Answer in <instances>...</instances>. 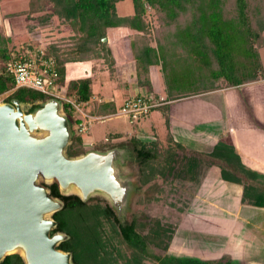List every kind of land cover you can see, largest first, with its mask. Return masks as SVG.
<instances>
[{
	"label": "trees",
	"instance_id": "trees-1",
	"mask_svg": "<svg viewBox=\"0 0 264 264\" xmlns=\"http://www.w3.org/2000/svg\"><path fill=\"white\" fill-rule=\"evenodd\" d=\"M126 1L130 3L131 13L119 15L118 6ZM148 13L154 22L147 21ZM3 17L23 19L29 36V45L16 49L12 38L0 26V96L6 95V103L30 104L27 112H32L39 107L36 102L48 98L35 91L15 89L4 70L7 62L43 45V58L54 63L58 90L66 97L76 96L78 102L86 103L85 109L92 97L94 76L68 79V66L92 63V71L101 66L113 75L114 59L108 43L102 40L107 38L109 29H127L131 32L129 46L137 88H145L147 93L159 97L152 91V67L159 68L164 86V102L152 110L161 115L165 130L162 136L148 141L132 136L127 140L138 162L140 188L146 185L155 191L160 187L158 181L172 183L178 175L192 182L198 170L215 166L222 181L241 186L242 204L264 208V174L245 168L233 148L221 140L211 153L186 152L170 135L166 105L264 78L260 59L264 47V0H27L23 10ZM55 20L60 30L67 29L70 34L43 43L41 28ZM63 111L74 133L67 154L77 156L88 149L94 150L77 134L81 122L78 114L67 104H63ZM88 111L93 116L100 114L95 104L89 103ZM117 112L114 109L105 115ZM107 136L103 145L109 138L118 142L123 135ZM179 154L184 158L178 162ZM176 167L178 172L174 174ZM49 190L52 197L63 203L61 211L53 216L57 226L52 233L67 236L58 249L71 253L73 264H143L145 260L158 264H232L228 254L211 260L160 257L156 250L165 252L173 240L175 229L171 226L148 219L149 224L142 223L148 229L142 235L138 230V221L146 217L142 212L136 211L129 221L121 223L118 215L98 199L82 202L76 196L63 197L56 185H51ZM107 227L113 231L110 237H105ZM0 264H23V261L18 255H11Z\"/></svg>",
	"mask_w": 264,
	"mask_h": 264
},
{
	"label": "water",
	"instance_id": "water-1",
	"mask_svg": "<svg viewBox=\"0 0 264 264\" xmlns=\"http://www.w3.org/2000/svg\"><path fill=\"white\" fill-rule=\"evenodd\" d=\"M36 104L27 112L18 102L0 103V263L18 255L23 264H73L71 253L58 249L67 236L52 233L63 203L49 187L82 202L101 198L117 215L131 184L120 173L117 150L69 156L74 133L63 106L49 98Z\"/></svg>",
	"mask_w": 264,
	"mask_h": 264
},
{
	"label": "crops",
	"instance_id": "crops-1",
	"mask_svg": "<svg viewBox=\"0 0 264 264\" xmlns=\"http://www.w3.org/2000/svg\"><path fill=\"white\" fill-rule=\"evenodd\" d=\"M4 1L6 0H3L0 5ZM1 18L0 16V20ZM130 34V31L123 28L109 29L107 32L106 42L114 59L115 72L113 75H109L106 68H102L101 66L97 71H92V63L72 64L68 66V79L92 75L94 76L93 86L96 83L100 85L97 91L92 86V97L88 102V106L84 109L91 117L103 118L116 116L105 114L114 109L118 111L126 98L136 96L138 93L151 95V92L147 93L145 88L143 90L137 88L135 67L129 46ZM115 35H122L126 38V52L130 53V57L128 53L127 56L120 54L118 51L120 46L116 44L111 46L110 40L114 39L112 36ZM80 69L81 73H78ZM100 76L107 81H117L119 86L125 90L120 95V102H116L112 93L116 88L111 89L109 92L106 91V88L103 89L102 80L98 82ZM150 80L153 93H157L163 97L164 86L158 67H152L150 69ZM125 82L127 85H125ZM89 103L91 105L95 104L97 111L100 112L98 116L89 114ZM166 105L169 106L170 135L176 143L183 146L186 152L211 153L216 143L221 140L226 144H230L239 157V162L245 168L256 173L264 174V152L262 151L264 147V78L255 83L236 88L223 89L206 95L167 102ZM160 118V113L152 111L145 117L134 122L133 129H130V132H126V135L140 137L146 141L153 139V137H160L165 131L162 122H160L162 118ZM110 133L118 132L114 131ZM86 136H88L87 138H89L92 144L95 142L91 137L90 127ZM190 156L186 154V157ZM215 171H217L216 174ZM187 183L189 185L191 183L193 185L198 184L197 187L200 192L202 187L206 192L212 189L220 194L221 197L213 201L217 205L215 208L218 210L216 215L210 216L208 213L191 212L190 209L183 214L181 219L182 224L180 223L179 228H181L180 230L183 232L182 235L185 238L176 237V243L178 245L177 252L183 253L185 248L183 246L186 243L190 241L197 242L199 233L206 231V229L208 232L211 231L210 226H216L221 230L228 229L229 233L228 236H219L210 233L211 237L209 236L207 245L211 247L202 251L207 255V259L203 260L218 259L226 251L233 258L230 248L227 249V246H229L228 239L230 238V233H233L238 225H243V228L245 227L248 232H252L248 230V227L252 225L257 232L260 230L263 233L262 236H264V228L260 225V221H264V208L242 204L241 186L222 181L217 167L207 166L203 170H198L196 178L192 182ZM214 236L218 237L216 241L213 239L215 238ZM256 238L259 244L264 247V237L261 239L257 234ZM198 253L201 252L198 251ZM215 253H218V255H214Z\"/></svg>",
	"mask_w": 264,
	"mask_h": 264
},
{
	"label": "rangeland",
	"instance_id": "rangeland-1",
	"mask_svg": "<svg viewBox=\"0 0 264 264\" xmlns=\"http://www.w3.org/2000/svg\"><path fill=\"white\" fill-rule=\"evenodd\" d=\"M26 3L27 0H6L4 1V3L0 5V16L2 17L0 20L1 21L0 26H3L6 35L12 38L16 49H20L21 47L26 46L28 44L29 36L27 35L25 22L21 18L6 19L3 16L8 14L10 15L23 10L26 6ZM147 10L149 11L148 6H147ZM118 13L119 15H128L131 13L129 1H126L125 3L118 6ZM56 21L57 20H55V22L51 24L49 23L48 24L49 26L47 27L41 28L40 31H43L41 32L42 35L41 41L43 43H47V41L50 42L56 41L55 39H59L60 37L66 38L67 37L66 35L70 34V32L67 29L62 28L60 30L59 29L60 27L57 26ZM147 21L154 22V19L151 17V14L147 15ZM122 35L112 36L114 39L110 40L111 46L114 44L120 46L118 49L120 54L121 55L125 54L127 56L128 53V56L130 57V53L126 52L127 49L126 47L127 42L125 40L126 38ZM66 44H68V42H66ZM41 47L44 46L42 45ZM260 59L264 67V47L260 50ZM78 73H81V69ZM101 76L98 78V82L102 80V85L104 86L103 89L106 88V91L109 92L111 89L116 88L114 91H112V93L114 98L116 99V102H120L121 99L120 95L125 90L119 86L117 81H112V82L107 81ZM125 85H127L126 82ZM93 87L94 90L97 91L100 85L99 83H96V85L94 84ZM5 96L6 95L0 96V103L5 102L4 101ZM23 105L26 108L30 106V104H23ZM117 114H115L116 116L113 117H103L92 121V123L90 124V132H91V137L94 139L93 141H95L93 143L94 144L93 147L95 148L94 150L115 149L122 151V156H124L123 157L124 160L120 162L119 169L121 175L125 177V179L131 184L132 195L127 205L121 210L120 213H117L120 222L124 223L129 221L131 216L134 215L136 211L142 212L146 216L145 219H140L138 221V223L140 224L138 230L142 235L146 234L148 230L147 227H142V223L147 224L149 221L148 219L151 220L157 219L162 225L171 226L172 229L173 228L175 229L173 240L171 241L168 249L165 252L162 250L161 251L156 250L157 255H159L160 257L171 256V257L183 258V259H198V260L207 259V255L202 251H204L205 249H209L211 247L207 245V243L209 242L208 238L209 236L211 237L210 233H214L219 236H226V235L228 236L229 233L228 229L221 230L216 226H210L211 231L208 232V230L206 229V231L199 233V239L197 242L190 241L186 243L183 246V248L185 247L183 253H179L177 252L178 250H176L178 248L177 247L178 245L176 243V237L182 239L185 238L182 235L183 232L180 230L181 228H179V226L180 223L182 224L181 219L183 217V214H185L188 209H190L191 212L208 213L210 216L216 215L218 210L215 208L217 205L213 201L219 199L221 195L216 193V191H213L212 189H209L206 192L205 189H203V187L201 189V192L198 191L199 188L197 187V185L200 184V182H198L197 185H193L192 183L189 185L186 181L183 180L182 175H178L176 180L173 181L172 183L162 184L160 183V181H158L160 187L155 189V191L153 190L151 191V188L147 187L146 185L140 188V184L138 180L139 177L138 162L136 160L135 154L133 153L130 144L127 143L128 138L132 137L133 135H129V134L126 135V132L128 131L130 132V129L131 130L133 129V126L135 125L134 122H136L137 119L131 121L129 117L120 114L117 115ZM141 118L142 117L140 116L139 119ZM114 131H117L118 133H122V135L124 136V137L122 136V140L118 142H111V138H109V142H108L109 144L107 143L103 145L104 138L107 137L108 134H111L110 132H114ZM87 137L88 136L86 135L83 136L86 146H88V144L91 143L89 141V138ZM88 150H92V149H88ZM225 151L227 150L225 149ZM262 151L264 152V147L262 148ZM177 157H178V162L184 158L182 154H179ZM182 162L180 163V165L182 164ZM151 167H152L151 170H154V166L151 165ZM177 172H178V168L176 167L173 173L175 174ZM216 173L217 171H215V174ZM180 174H183V172L181 171ZM147 185H151V182L147 183ZM145 193L147 194V196H145ZM142 197L143 199L145 197L148 198L145 199L143 202H140L139 200ZM93 199H98L99 201H102L103 204L108 205L107 202L101 198H93ZM204 200L212 201V202H205ZM257 212L259 211L257 210ZM260 223H261L260 225L264 228V221H260ZM248 230L252 232L246 231L245 227L243 228V225L241 226L238 225L233 231V233H230V238L228 239L229 246H227V249L230 248V251L232 252L233 255L231 261L232 264H264V247L261 246V244H259V242L257 241L258 239L256 238L258 234L259 237L263 239L262 238L264 237L262 236L263 233L260 230L257 232L255 227H253L252 225L248 227ZM105 231H106L105 237L107 236L110 237L113 232L109 227H107ZM214 237L215 238L213 239L214 241H216L218 237L216 236ZM221 242L223 241L221 240ZM198 251H200L201 253H198ZM224 254H228V251H226V253H223L222 255ZM214 255H218V253H215ZM143 264H158V263L153 262L151 260H145L143 261Z\"/></svg>",
	"mask_w": 264,
	"mask_h": 264
},
{
	"label": "built area",
	"instance_id": "built-area-1",
	"mask_svg": "<svg viewBox=\"0 0 264 264\" xmlns=\"http://www.w3.org/2000/svg\"><path fill=\"white\" fill-rule=\"evenodd\" d=\"M32 50L4 65L5 73L11 77L14 88L35 91L57 101L62 106L67 104L69 109L75 111L81 118V122L77 125V134L81 137L85 136L92 121L99 118L89 116L83 109L85 104L78 102L76 96L66 97L60 93L56 86L58 76L53 61L43 58V47L38 46ZM163 102L164 99L160 96L158 98L152 95L129 97L123 101L118 114L136 120L140 116L147 115ZM92 146V143L88 144L89 148Z\"/></svg>",
	"mask_w": 264,
	"mask_h": 264
},
{
	"label": "flooded vegetation",
	"instance_id": "flooded-vegetation-1",
	"mask_svg": "<svg viewBox=\"0 0 264 264\" xmlns=\"http://www.w3.org/2000/svg\"><path fill=\"white\" fill-rule=\"evenodd\" d=\"M111 150H115V149H111ZM117 151H118V156L121 157V158H120V162H121L122 160H124V158H123L124 156H122V151H119V150H117ZM123 208H124V206H123ZM123 208H122V209H123ZM122 209H121V210H122ZM121 210H120V212H121ZM120 212H119V213H120Z\"/></svg>",
	"mask_w": 264,
	"mask_h": 264
}]
</instances>
